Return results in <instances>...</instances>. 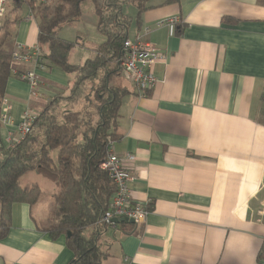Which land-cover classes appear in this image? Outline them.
Listing matches in <instances>:
<instances>
[{"label": "crops", "instance_id": "0c3cea01", "mask_svg": "<svg viewBox=\"0 0 264 264\" xmlns=\"http://www.w3.org/2000/svg\"><path fill=\"white\" fill-rule=\"evenodd\" d=\"M13 1H6L4 16L11 20L10 48L35 45L36 22L30 12L13 14L20 9ZM147 6L128 38L139 37L162 53L153 67L157 82L139 94L122 74L112 78L127 90L113 151L134 155L124 164L133 173L130 199L147 203L150 212L131 231L119 223L107 226L102 264H262L264 4L148 0ZM87 11L97 30L94 10ZM173 17L180 22L156 26ZM70 27L69 62L82 65L104 37L96 34L88 49L77 25ZM59 35L70 40L67 32ZM31 69L29 62H12L4 94L7 120L0 125L4 149L18 140L26 112L37 114L49 98L69 92L72 74L38 68L32 88L20 78ZM20 182L37 184L42 193L33 204H12L10 229L0 239V264H69L73 256L64 237L51 239L38 229L54 209L55 176L38 169Z\"/></svg>", "mask_w": 264, "mask_h": 264}, {"label": "trees", "instance_id": "16d2710c", "mask_svg": "<svg viewBox=\"0 0 264 264\" xmlns=\"http://www.w3.org/2000/svg\"><path fill=\"white\" fill-rule=\"evenodd\" d=\"M86 1L92 3L96 28L104 40L92 57L82 65H75L68 57L74 43L61 37L59 31L80 20L81 6ZM147 1H13L14 9L26 4L36 22V42L44 50L45 67L72 74L73 78L68 94L49 98L25 136L11 148L0 147V239L10 229L12 204H33L39 199L40 187L23 186L20 178L40 169L55 176L57 191L52 215L38 229L51 239L64 237L73 256L69 264H102L106 258L101 238L107 225L99 220L107 210L115 186L100 164L109 143L120 137L119 109L127 92L126 88L115 86L112 78L121 74L123 41L132 23H139L140 13L148 9ZM258 2L264 4V0ZM124 3L133 4L134 17L124 14ZM10 22L6 20L0 25V105L12 69ZM133 225L119 222L123 231H131Z\"/></svg>", "mask_w": 264, "mask_h": 264}, {"label": "built area", "instance_id": "2783aa9c", "mask_svg": "<svg viewBox=\"0 0 264 264\" xmlns=\"http://www.w3.org/2000/svg\"><path fill=\"white\" fill-rule=\"evenodd\" d=\"M7 0H0V22L5 16V4ZM178 17L172 19H163L156 23V26L178 24ZM147 31V29H146ZM13 61L29 62L32 65L31 70L20 74V78L26 81L30 87L34 88L37 84L35 75L36 69H44V58L38 44L29 46L18 43L11 53ZM162 59V53L157 47L149 42L142 41L139 37L128 38L123 41V60L121 62V74L140 94H145L157 82L153 70L154 64ZM8 100L3 97L0 105V121L7 120ZM36 114L28 111L24 114L23 120L19 125V141L25 136L31 128ZM16 141V142H17ZM134 155L126 154L123 157L118 156L113 151V141L109 143L108 151L103 158L100 167L105 170L114 183L115 190L99 222L108 227H115L112 222L114 218L132 219L135 224L142 223L149 214V205L147 203L131 202L129 183L133 180V173L127 169L124 164L126 161H132ZM259 216L264 219V203L259 209ZM260 261L264 264V236L260 249Z\"/></svg>", "mask_w": 264, "mask_h": 264}, {"label": "rangeland", "instance_id": "374dc122", "mask_svg": "<svg viewBox=\"0 0 264 264\" xmlns=\"http://www.w3.org/2000/svg\"><path fill=\"white\" fill-rule=\"evenodd\" d=\"M83 9L81 10L82 11V15H81V18H80V20L79 21H77V22H75L74 24L75 25H77V28H76V30H80L81 32H82V34L83 35H81L84 39V42H85V44H84V46H85V48H88V49H90V47H91V45L94 43V41H95V36H96V34L97 35H100V34H98L99 32H98V30H96L95 28H92V25H91V23H90V13L87 11L90 7H92V9H93V6H92V3L90 2V1H86V2H84V5H83ZM136 9H135V7L133 6V4H131V3H124L123 4V12H124V14H126V15H128V16H132V17H134L135 16V13H134V11H135ZM9 12V14L11 13V10L9 9L8 10ZM28 12V7H27V5L26 4H22L21 6H20V9H18L16 12H14L13 14H15V15H20V16H25L26 15V13ZM14 15V16H15ZM6 20H9V21H11L9 18L7 19V18H3L2 20H1V22H0V25H2V23L4 22V21H6ZM78 23V24H77ZM74 24H72V25H74ZM63 30H60V34H61V31H62V34H65V32H67V38H69L70 39V41H72L73 42V36L71 35V32L73 31L72 29H71V27L70 26H64L63 28H62ZM65 31V32H64ZM103 36V35H102ZM9 39V38H8ZM7 39V40H8ZM104 40V39H103ZM102 42V41H101ZM100 42V43H101ZM100 43H98L97 45H99ZM5 47H7V44L5 45ZM71 52V51H70ZM74 58V57H73ZM71 63V62H70ZM52 158L54 159V162H56V160H55V151H53L52 152Z\"/></svg>", "mask_w": 264, "mask_h": 264}, {"label": "water", "instance_id": "95a60500", "mask_svg": "<svg viewBox=\"0 0 264 264\" xmlns=\"http://www.w3.org/2000/svg\"><path fill=\"white\" fill-rule=\"evenodd\" d=\"M121 221H128L130 223H134V221L132 219H125V218H114V219H112V222H114L115 224H118Z\"/></svg>", "mask_w": 264, "mask_h": 264}]
</instances>
